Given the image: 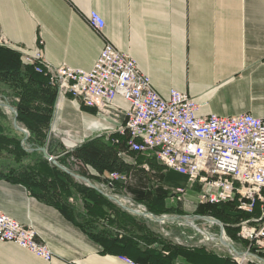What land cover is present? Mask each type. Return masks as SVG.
I'll use <instances>...</instances> for the list:
<instances>
[{"label":"crops","instance_id":"obj_1","mask_svg":"<svg viewBox=\"0 0 264 264\" xmlns=\"http://www.w3.org/2000/svg\"><path fill=\"white\" fill-rule=\"evenodd\" d=\"M92 10L105 21L102 35L86 22ZM0 36L25 61L40 50L54 66L84 70L91 68L106 39L135 60L162 98L171 89L187 93L198 105L197 116L264 117V0H0ZM110 105L119 110L117 120L83 107L70 95L58 96L50 133L79 144L116 132L129 105L120 96ZM27 155L38 156L32 151ZM197 194L184 195L192 205L180 203L194 208ZM76 208L66 216L0 171V209L32 227L53 253L45 261L0 241V264H127L122 256L134 260L132 253L121 254L111 241L84 231Z\"/></svg>","mask_w":264,"mask_h":264},{"label":"built area","instance_id":"obj_2","mask_svg":"<svg viewBox=\"0 0 264 264\" xmlns=\"http://www.w3.org/2000/svg\"><path fill=\"white\" fill-rule=\"evenodd\" d=\"M85 19L96 34L102 35L105 21L101 15L92 10ZM0 45L7 46L1 36ZM25 59L35 64L36 71L47 75L57 97L70 95L83 107L94 108L113 120H117L119 110L111 107V101L116 96L126 100L129 106L124 112V124L117 131L126 134L127 150L152 156L165 170L183 175L185 188L175 189L183 192L182 197L188 187L197 184V203L236 198L237 209L249 214L238 223L237 235L248 250L264 252V117L249 113L197 116L198 105L187 93L171 89L169 97L162 98L135 60L106 39L89 70L54 66L40 50ZM47 160L52 162L53 156ZM144 167L147 168L145 164ZM126 179V175L114 171L107 185ZM256 207L257 216L253 215ZM0 241L14 243L45 261L53 257L32 227L1 209ZM122 259L127 264H137L129 257Z\"/></svg>","mask_w":264,"mask_h":264},{"label":"trees","instance_id":"obj_3","mask_svg":"<svg viewBox=\"0 0 264 264\" xmlns=\"http://www.w3.org/2000/svg\"><path fill=\"white\" fill-rule=\"evenodd\" d=\"M0 96L9 100V104L17 111V122L28 131L25 142L31 145V148L45 146L57 91L49 83L45 73L35 70L34 63L25 61L19 51L1 45ZM1 116L4 115L0 106ZM21 139L16 135L6 133L0 122V152L11 154L15 162L23 160L22 157L28 153ZM126 139V134L118 131L107 135L102 133L64 152L58 157L57 162L62 166H67V159L73 156L88 168L86 172H79V175L103 184H108L111 172L122 173L128 170H132L133 176L141 179L140 183H145L144 181L149 180L147 173L154 170L159 183L155 187H151L148 183L140 184L144 185L143 187H132V202L144 204L146 210L154 215L185 214L177 206L165 205L169 193L166 188L175 187L179 185L178 183L185 184V177L171 170L164 173V168L152 156L129 152L125 144ZM32 152L39 154L33 165L11 167L8 172L1 173V176L24 184L32 194L46 203L57 206L66 216H70L68 213L77 209L67 201L69 195L74 194L73 191H75L84 209L81 214L83 222H78L80 227L98 240L111 241L113 246L121 250V254L132 253L133 261L137 264H174L177 257H180L184 264H237L232 257L216 255L206 251L203 247L187 249L185 246L174 244L162 235L152 232L142 222L136 228L135 234L132 230L120 237H109L110 239L105 238L104 233L88 231L85 223L91 224L92 221L101 219H110L109 221L114 223L130 215L96 189L75 183L70 174L44 159L39 150L34 149ZM120 152L126 155L122 157L119 155ZM160 184H164L166 188L159 186ZM117 185L118 181H111V188L116 189ZM193 215H209L218 219L224 225V232L231 238H238L236 235L239 227L236 223L239 219L249 216L247 212L237 209L236 198L217 203H197L194 205ZM253 215H259L257 207ZM250 251L254 252V248H250ZM257 255L263 257L264 252H259Z\"/></svg>","mask_w":264,"mask_h":264},{"label":"rangeland","instance_id":"obj_4","mask_svg":"<svg viewBox=\"0 0 264 264\" xmlns=\"http://www.w3.org/2000/svg\"><path fill=\"white\" fill-rule=\"evenodd\" d=\"M0 101L2 103H8L9 100L7 98L1 97ZM1 111L3 112L4 116L0 117V122L4 126L5 132L10 134V135H16L20 138H22V145L24 149L28 152L29 154L31 151L29 150L32 146L29 145L24 138V134L15 129L12 125V118H13V113L10 111L8 108L1 107ZM17 124L25 129L21 124L17 122ZM26 130V129H25ZM27 131V130H26ZM28 132V131H27ZM65 135L63 134H56V133H48V139L47 143L45 144V147L47 152L53 156V159L57 161L58 157L61 156L64 152L71 150L74 146L77 144H67L65 142ZM50 146L52 148H50ZM50 148V149H48ZM33 151V150H32ZM35 155V154H34ZM37 155H39L37 153ZM0 171L1 173H6L11 167H20L22 165H33L36 161V156H33V158L29 157L28 155L25 157H22L23 160H20L18 162H15L12 155L8 154L7 152H0ZM46 159V158H44ZM48 161V160H47ZM50 162V161H48ZM67 166H64L68 170L80 174L79 172H86L88 170L87 166H85L83 163L79 162L76 160L73 156H70L67 159ZM139 173V171H138ZM137 173V174H138ZM122 174L127 176L126 180H120L118 181V185L116 186V189L111 188L107 184H103L100 182H96L94 180H91L90 182L93 183L99 190L103 191L107 195H110L114 197V199H117L119 201H123L124 205L128 207H134L136 206L133 204L132 199H133V194L131 192V188L135 186H142L140 184H145L148 183L151 187H155L158 183V176L157 173L156 175L153 172L147 173V176L149 178L148 181H144L145 183H140L139 181L141 180L137 176H133L134 173L132 170H128L126 172H122ZM73 181L77 184H83L88 186V184L76 177H73ZM89 180V179H88ZM179 185H176L175 187H168L166 188L164 184H160L159 186H162L168 190V196L166 197L167 202H165V205H173L181 208L185 214L193 215V208L192 206L187 207L186 204L192 205L193 201L190 200L189 197H182V193L176 191V188H185V184L178 183ZM144 186V185H143ZM142 186V187H143ZM90 187V186H89ZM73 190V189H72ZM199 192V186L197 184L188 187L186 190V193L189 195L191 193ZM74 194L69 195L67 201L68 203L74 205L77 207L78 205V210L77 216L80 217V221L83 222V218H81V214L84 212L82 202L80 200V197L77 195L75 191H73ZM171 197V202L168 201V199ZM174 197V198H172ZM180 198V199H178ZM178 199V200H176ZM184 202L186 204H182L180 202ZM113 202L117 207L118 204L114 200H110ZM121 201V203H122ZM167 203V204H166ZM140 205L141 209H146L145 205L142 203H138ZM130 216H125L126 218L121 220L119 219L116 222L109 221L110 219H101V220H94L91 222V224H86L85 226L88 229V231L92 233H104L106 235L105 238L110 239L109 237H114V236H122L125 235V233H130V231L133 230V233L136 231V228L139 227V223L142 222L148 229H150L152 232L155 234L162 235L163 237L167 238L170 240L172 243L185 246L187 249H192V248H197V247H203L206 251L214 253L216 255L220 256H232L230 255V252L228 248L224 245H221L218 243V238L220 235V228L217 224L207 222L205 220L199 219L196 220V226H189L186 224H183L181 222L177 221H171V220H166L163 223L155 222L151 219L144 218L142 216H137V215H132L128 213ZM249 217V216H248ZM134 218V219H133ZM86 219V218H85ZM246 218H240L237 223L240 221L244 220ZM236 223V226L238 225ZM104 231V232H103ZM135 234V233H134ZM110 235V236H107ZM207 235V236H206ZM227 241L234 247L236 251L239 253H245V252H251L250 249H247V245L243 239H241L238 235V238H231L226 232L223 234ZM210 238V239H209ZM138 244H142L141 242H138ZM252 250V249H251ZM251 253L258 254L259 252L252 251ZM263 260H259L256 257L253 256H246L245 259L241 260H234L238 264H264V256L261 257ZM174 264H184L183 260L180 257H177L174 262Z\"/></svg>","mask_w":264,"mask_h":264},{"label":"water","instance_id":"obj_5","mask_svg":"<svg viewBox=\"0 0 264 264\" xmlns=\"http://www.w3.org/2000/svg\"><path fill=\"white\" fill-rule=\"evenodd\" d=\"M0 106L1 107H4V108H8L10 111H12V113H13L12 125H13V127L15 129L21 131L24 134L23 140H25L28 137V132L25 129L21 128L17 124V119H16V117H17V111H16V109L13 106H11L10 104H8V103H2V102H0ZM34 149L39 150L42 153V155H43L44 158H46V159L51 158V155L47 152V150H46L45 147L30 148L29 150L32 151ZM52 163L55 164L62 171L70 174L71 176L76 177V178H79V179L85 181L88 184V186L96 189L101 194L105 195L108 199L114 200L118 204V206L122 210H124L125 212H127V213H130L132 215L142 216L144 218L151 219V220H153L155 222H159V223H163L166 220H171V221L181 222V223L186 224V225H189V226H196V223H195L196 220L202 219V220H205L207 222L217 224L219 226V228H220V235H219L220 242H218V243H220L221 245L226 246L228 248V250H229V252H230L231 255H233L234 257H238V258H240V257L241 258H244L246 256H253V257L258 258L259 260H263V258L259 257L257 254H254V253H251V252H245V253H242L241 254L238 251H236L231 244H226L225 242L222 243V236L224 234V225L222 224V222H220L218 219H216V218H214L212 216H209V215L200 216V215H189V214H183V215H180V214L154 215L151 212L147 211L146 209L145 210L140 209L137 206L136 203H133L136 206H134V207H128V206L124 205L123 203H121V201H119L117 199H114V197H112L110 195H107L103 191L99 190L87 178H85V177H83V176H81L79 174H76V173L68 170L67 168H65L64 166L60 165L55 160H53Z\"/></svg>","mask_w":264,"mask_h":264},{"label":"bare ground","instance_id":"obj_6","mask_svg":"<svg viewBox=\"0 0 264 264\" xmlns=\"http://www.w3.org/2000/svg\"><path fill=\"white\" fill-rule=\"evenodd\" d=\"M122 201V200H121ZM169 202H171V201H169ZM122 203L124 204V202L122 201ZM172 203V202H171ZM207 236V235H206ZM210 239V238H209ZM218 242H220V240H219V238H218V240H217ZM223 242H225L226 244H230L228 241H227V239L225 238V236L223 235L222 236V243Z\"/></svg>","mask_w":264,"mask_h":264}]
</instances>
